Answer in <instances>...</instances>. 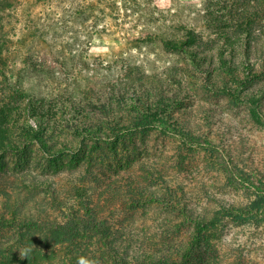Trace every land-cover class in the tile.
<instances>
[{
  "label": "rangeland",
  "instance_id": "1",
  "mask_svg": "<svg viewBox=\"0 0 264 264\" xmlns=\"http://www.w3.org/2000/svg\"><path fill=\"white\" fill-rule=\"evenodd\" d=\"M237 176L264 189V0H0V264H264V220L196 231L254 207Z\"/></svg>",
  "mask_w": 264,
  "mask_h": 264
},
{
  "label": "trees",
  "instance_id": "2",
  "mask_svg": "<svg viewBox=\"0 0 264 264\" xmlns=\"http://www.w3.org/2000/svg\"><path fill=\"white\" fill-rule=\"evenodd\" d=\"M247 67V65H246ZM246 71V70H245ZM109 100H119L118 97H116L114 94L111 95ZM110 101V102H111ZM123 102V101H122ZM132 106L131 108L136 110V113L138 116L134 118V121L137 122L135 125V128H146L150 127L153 124L159 122H163L162 120L165 117V104L158 100L153 105V102L149 99L148 95H146V98H134L131 99ZM110 104V103H109ZM125 104V103H124ZM152 106L154 109H152ZM99 110L103 112H107L108 105H96ZM117 125H112L111 130L113 128L117 127ZM83 132H86L87 129L83 128ZM191 141V140H189ZM237 180L240 181L241 185L247 186L258 195L256 196L254 207L252 209H242V208H235V207H229L226 209H223L220 213H217V215L212 219H204L201 222L198 223L196 227L197 234H200L204 230L217 226L221 224L226 218H232L240 221H246L250 219V217L256 219V222H262L264 220V189L260 186L254 185L252 181L247 179L244 176H237ZM73 221H69L64 225H58L59 231L61 234L69 233L72 234L74 237H76V234L81 229L80 226H82V220L80 219H71ZM198 239H194L192 244H195ZM190 256V252H186L183 254L178 261H170V262H163V261H153L150 264H186ZM143 264V263H140Z\"/></svg>",
  "mask_w": 264,
  "mask_h": 264
},
{
  "label": "clouds",
  "instance_id": "3",
  "mask_svg": "<svg viewBox=\"0 0 264 264\" xmlns=\"http://www.w3.org/2000/svg\"><path fill=\"white\" fill-rule=\"evenodd\" d=\"M23 255H26V252ZM77 264H96V262L85 256H79L77 258Z\"/></svg>",
  "mask_w": 264,
  "mask_h": 264
}]
</instances>
